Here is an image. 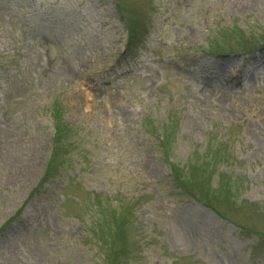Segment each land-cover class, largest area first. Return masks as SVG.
I'll return each mask as SVG.
<instances>
[{"label": "rangeland", "instance_id": "374dc122", "mask_svg": "<svg viewBox=\"0 0 264 264\" xmlns=\"http://www.w3.org/2000/svg\"><path fill=\"white\" fill-rule=\"evenodd\" d=\"M0 264H264V0H0Z\"/></svg>", "mask_w": 264, "mask_h": 264}, {"label": "trees", "instance_id": "16d2710c", "mask_svg": "<svg viewBox=\"0 0 264 264\" xmlns=\"http://www.w3.org/2000/svg\"><path fill=\"white\" fill-rule=\"evenodd\" d=\"M61 118L54 113V138H53V150L51 153V157L49 159V163L47 164V167L45 169L44 176L42 177L40 181V187L44 184L48 183L50 180H52L55 176H58L60 173L65 170V155L63 154V148L66 145V143L73 144V137L77 136V131H74L72 129H68L65 126H62L61 124ZM68 131H66V130ZM171 172L173 173L174 179L179 180L183 177V168L179 166H173L169 165ZM123 222L121 223V225Z\"/></svg>", "mask_w": 264, "mask_h": 264}]
</instances>
